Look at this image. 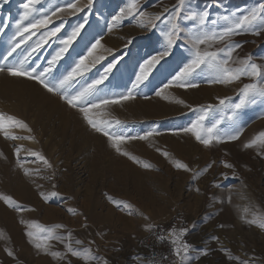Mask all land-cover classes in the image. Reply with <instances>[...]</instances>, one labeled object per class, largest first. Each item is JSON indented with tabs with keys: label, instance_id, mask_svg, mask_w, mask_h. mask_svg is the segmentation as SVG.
Wrapping results in <instances>:
<instances>
[{
	"label": "rangeland",
	"instance_id": "rangeland-1",
	"mask_svg": "<svg viewBox=\"0 0 264 264\" xmlns=\"http://www.w3.org/2000/svg\"><path fill=\"white\" fill-rule=\"evenodd\" d=\"M26 2L27 0H0V29H3L0 31V66L17 65L28 56L23 67L29 70L35 68L38 74L49 66L48 61L63 47L61 41L67 39L74 27L85 23L86 18L84 28L47 76V82L55 86L81 58H85L84 63L89 66V70L83 76L77 77L71 85L61 89V94L75 95L105 75L106 78L87 98L85 107H90L89 102L99 104L102 99H119L126 95L133 87L140 65L164 48L166 15L157 22L155 28L151 25L141 27L138 17L126 16L109 31L108 25L112 17L121 8H127L132 0H94L91 9L85 8L84 11L73 15L58 12L55 16H52V13L56 8L66 7L69 2L77 0H39L32 5L33 12L29 20L23 23L41 19L45 15L51 18L52 23L36 31L30 40L21 44L12 56L5 60L13 44L19 41V37H16L15 41L13 37L17 31L16 22L20 19L24 11L23 4ZM78 2L79 6L83 7L87 0ZM136 2L141 11L149 14L160 13L165 7L171 9L178 4V0ZM261 5H264V0H186L182 16L191 12L206 11L209 29L219 30L225 26L221 17L246 14ZM213 20L217 21L216 25L211 24ZM61 24L63 27L60 32L48 37L47 43L39 50L31 51L41 35L53 31ZM180 24L185 35L194 31L193 22L181 19ZM97 39L101 41V46L90 56L89 49ZM232 40L242 45L234 53V59L251 56L253 62L264 66V32L260 35H253L251 32L235 35ZM220 46L214 45L213 50ZM98 56H103L104 59L93 64L92 61ZM191 58V46L182 36L170 55L151 70L148 79L133 89V99L120 100L123 104L119 102L90 108V118L111 134L140 137L148 132L153 133L144 140L129 139L141 150L140 153L129 149V140L121 144L122 151L135 156L140 163L114 151L108 136L103 132H96L78 108L70 107L59 94L52 93L55 97L59 96L56 99L61 107L64 106L62 108L66 111L69 123L73 120V114L77 115L84 131L98 136L99 140L113 149L112 155L98 160V164L103 168H100L94 179L91 178V163L94 162L95 155L90 145L82 146L71 128L66 129L67 132L62 135V127L56 117H49L42 121H45L44 123L38 124L33 108L25 110L27 106L23 101H15L11 96L0 94V114L15 117L31 129L29 132L6 121L4 130L8 131L10 136L22 138H5L3 131H0V137L13 152L16 153L15 150L20 148L19 154L12 156L16 167L9 163L5 156L0 158V164H5L4 170L0 165V195L10 196L15 202L8 204L0 199V264H85L83 259L67 252L65 245L69 243L77 250H91L96 259L88 264H103L104 261L107 264H148L143 239L149 225H156L169 241L170 229L175 228L177 232L187 229L186 235L180 237L181 241H186L191 246L184 264H244L245 261L248 264H264V252L257 254L245 249L244 231L235 224V191L241 187L252 197V201L246 204V211L249 213L247 221H257L251 225L258 237L259 246L263 244L264 228H260L258 224L264 222V146L257 144L252 148H245L244 145L264 131V99L257 98L255 104L238 110L234 118L229 120L228 117L232 115L231 104L238 102L239 89L250 81L242 78L241 81L227 85L210 83L213 73L206 67L198 69L189 78L196 87L184 88L173 84L165 88L164 85L168 84ZM114 62L112 71L105 74L104 69ZM5 75L9 76L6 71L0 73V77ZM21 77L27 78L17 76L18 79H22ZM29 81L36 83L35 80ZM36 85L44 88L38 82ZM158 90H162L160 96L156 95ZM223 98L229 99L221 106L219 100ZM177 100H183L184 103H177ZM209 105L213 107L203 121V126L211 127L216 121H220L217 127L221 142L214 140L210 146L205 147L192 133H186L182 129L196 121L202 114L201 109ZM124 109H128L131 115L123 116L121 113ZM116 120L120 123L116 124ZM237 131H240L238 139H227L228 135ZM29 136L33 139L23 138ZM173 142L178 144V151H174ZM79 145L81 147H78ZM32 151L43 155L51 167L45 165L38 157L29 155ZM164 152L168 153L167 157L162 155ZM176 160L187 164L191 171L176 169L173 166ZM111 163L115 165V170L119 168L118 170L122 174L125 172L127 176H121L118 170V174H115V170L107 171V166ZM120 163L123 167H131L133 171L131 168L124 169ZM224 163L233 167L226 168ZM143 164H150L151 167L145 168ZM209 164L212 165L211 168L203 172ZM197 173L199 175H196ZM114 175L120 181L124 179V182H116ZM17 177L31 181L28 182L29 191L32 193L30 194L37 198L34 207L12 195V183ZM145 191L159 196L160 201L151 204L145 196H139L140 192ZM52 192L58 195L51 196ZM41 193L47 199L42 198ZM124 203L131 207H123ZM4 212L8 217L4 218ZM109 214L111 216L105 218ZM44 215L51 217L46 218ZM8 218L11 220L7 221ZM56 225L63 227L57 229ZM42 228L53 230L57 238L44 241L47 247L37 249L34 244L41 242V237L52 234L41 232ZM28 231H31L35 238L32 242L26 235ZM76 241L80 243L77 244ZM6 249L13 255L9 256ZM52 251H59L63 259L54 258L50 254ZM170 252L172 253V249ZM36 257L38 261L35 260ZM39 257L43 261L39 260ZM176 257L172 253L163 264H170L169 261ZM175 264H180V257H177Z\"/></svg>",
	"mask_w": 264,
	"mask_h": 264
},
{
	"label": "snow or ice",
	"instance_id": "snow-or-ice-1",
	"mask_svg": "<svg viewBox=\"0 0 264 264\" xmlns=\"http://www.w3.org/2000/svg\"><path fill=\"white\" fill-rule=\"evenodd\" d=\"M7 2V0H5ZM39 0H27L26 3L23 4L24 11L20 15V19L16 22L17 31L13 37V41L16 40V37H19V41L14 43L11 50L5 56V60L8 57L12 56V54L16 51L17 48L20 47L21 44L26 43L31 39L32 35H35L36 31H39L42 28H45L48 24L52 23V20L49 16L45 15L41 19H35L27 24H24V21H28L29 17L32 15L33 8L32 5L38 3ZM94 0H87V3L81 7L79 6V2H69L66 7L56 8V10L52 13V16H55L56 13L62 12L67 13L69 15H73L79 12L84 11L85 8L91 9L93 6ZM186 4V0H178V4L173 8H164L162 12L156 14H149L144 11H141L139 8V4L136 0H132L131 3L127 5V8H121L120 11L112 17V21L109 23L108 28L109 31L112 28L116 27L126 16L138 17L141 21L140 26L145 27L147 25H151L153 28L156 27L158 21H161L162 17L166 15V25L167 31L164 33V48L157 55L151 56L149 59L145 60L140 65V71L136 75V79L133 82V87L128 90L126 95H122L119 99H102L97 103H90V107H85L84 104L87 102V98L92 95L93 91L96 89V86L100 84L106 77L102 75L99 80L93 81L91 84H88L87 87L82 88L75 95H64L61 94V89H64L65 86L71 85V83L77 78L83 76V74L89 70V66L84 63L85 58H81L80 61L77 62L76 66L71 69L59 82L52 86L47 82V76L51 73L52 68L55 66L56 62L61 58L63 53L68 50L69 45L72 44L73 40L77 37V35L81 32V29L84 28L87 20L85 18V23L79 24L74 27L72 32L68 35L66 40H62L61 47L48 61L49 66L44 68L43 71H40L37 74V69L31 68L25 69L23 67L25 61L28 59V56L21 60V62L17 65H4L0 66V73L7 72L9 76H25L28 79L35 80L42 86H44L47 91L56 93L60 95V98L64 100L70 107L78 108L79 111L83 114V118L87 121V123L96 131L103 132L106 136H108L109 141L111 142V147L116 150L117 153L121 155L127 156L128 159L133 162L140 163V161L130 153L126 151H122L121 144L129 139H147L149 136L153 135L152 132L146 133L144 136L133 137V136H122V135H114L102 128L95 120L91 119L89 116L90 108H97L101 105L107 106L109 104L119 103L120 100H130L133 99V89L138 87L144 81H146L149 77V74L156 65H158L162 59L170 55L172 48L176 45L177 41L184 36L186 41L190 44L192 49V58L188 63L184 64L182 68L176 73L171 81L168 84H165L164 87L167 88L173 84H176L179 87H196L197 85L191 83L190 77L197 72L198 69H202L206 67L211 70L213 73V79L210 83H219V84H232L237 81H241L242 78H247L250 82L244 83L243 86L239 89V97L238 102L231 104L232 115L228 117L229 120H232L238 110L245 108L249 104H255L257 98L264 99V66H261L252 61L251 56L245 58H236L234 59V53L237 49L241 48L242 45L238 42H233L232 37L235 35H240L244 33H249L253 35H260L261 32H264V5H261L258 8H253L248 11L246 14H242L237 16L236 14H232L231 16H223L221 19L225 22V26L219 30L209 29L208 24V13L205 12H191L188 15H183L182 12L184 6ZM181 19L193 22L194 31L184 34L183 29L181 27L180 21ZM212 25H216L217 21H211ZM60 27L55 28L51 32H45L40 38L35 42L31 51L35 52L39 50L44 43H47V38L50 36H55L58 32L61 31ZM35 30V31H32ZM3 31V29H0ZM131 43V41H129ZM214 45H221L213 50ZM101 46V41L97 39L92 47L89 49V55L91 56L95 49ZM31 55V53H29ZM104 59L103 56L95 57L92 61L93 64L99 63L100 60ZM114 63L108 64V66L104 69L105 74L112 71ZM162 90H158L156 92L157 96L161 95ZM226 99L223 98L219 100V105H225ZM177 103L183 104V100H177ZM212 105H209L206 108H202V114L196 121H193L189 127L182 129V131L186 133H192L195 138L203 144L205 147L211 145V143L215 140L216 142H221V136L218 131V125L220 121H216L211 127L205 128L203 126V121L206 119L208 112L212 109ZM10 122L16 126H19L23 129L28 130L27 124L23 121L16 119L12 116H5L0 114V131H3L5 138L10 139H20L22 137L10 136L9 132L5 129V122ZM109 123V122H104ZM116 124H119L120 121L116 120ZM242 131V129L240 130ZM240 131L235 132L234 134L228 135V140H236L240 135ZM203 133V134H202ZM25 139H33V137H23ZM257 144L264 146V131L258 133L257 138L253 139L251 142L246 143L244 145L245 148H252ZM20 152V148L16 149L17 155ZM29 155L34 157H38L45 165L51 167V164L47 161V159L41 155L39 152H29ZM165 157L168 156L167 152L162 153ZM22 166V165H21ZM173 166L176 169H182L184 171H191L189 166L185 163L176 160L173 162ZM211 164L207 165L202 171L207 172L209 168H211ZM226 168H232L233 165L229 163H224ZM143 167L150 168V164H143ZM196 175H199L197 173ZM227 178V177H225ZM199 191V189H197ZM58 193L52 192L51 196H57ZM42 198L44 194L41 193ZM0 199L4 200L5 203L13 204L15 203L10 196H0ZM117 206L120 207V203L117 202ZM125 208L131 207L127 203L122 205ZM69 211H73L69 209ZM243 219V217H241ZM147 219V217H145ZM250 224H254L257 221L255 219L247 221ZM260 228H264V222H260L258 224ZM63 225H56L55 228H62ZM149 229L152 227L151 225L147 226ZM41 232L52 233L50 235H46L40 238L41 242H37L34 246L37 249L47 247V244L44 243L46 240L57 238L51 229H41ZM187 229H180L179 232L175 228L170 229L168 231V238L170 239L171 244L173 245L172 252L175 256L180 257V264H184V261L188 258V254L190 252L191 246L186 241H181L180 237L186 235ZM26 235L30 238V242L35 239L33 237V233L31 231L26 232ZM60 239H64V237H59ZM71 238V233L68 234V239ZM158 239H165V237L160 236ZM77 244L80 241H76ZM67 252L71 253L72 256L81 258L84 260L85 264H88L89 261L96 259V257L91 253L90 249L77 250L71 246V244L65 245ZM8 255L12 256L13 253L10 250H7ZM226 251V250H225ZM54 258L63 259L62 254L59 251H52L50 253ZM207 254V253H204ZM231 258V257H230ZM103 264H107L106 261ZM244 264H248L247 261Z\"/></svg>",
	"mask_w": 264,
	"mask_h": 264
},
{
	"label": "bare ground",
	"instance_id": "bare-ground-1",
	"mask_svg": "<svg viewBox=\"0 0 264 264\" xmlns=\"http://www.w3.org/2000/svg\"><path fill=\"white\" fill-rule=\"evenodd\" d=\"M2 61V60H1ZM22 78V77H21ZM37 82L35 83H31L29 81L28 78H22V79H18L17 77H9V76H1L0 77V94H3L4 96H11L13 99H15V101H23L26 106H27V109L25 110H29L31 108L34 109V111L36 112L34 114V117L36 118V121L39 123H41L43 120L45 119H48L49 117H56L59 121V124L61 125L62 127V130L61 132L63 131L62 135H64V132H67L66 129L68 128H71L72 131L74 132L75 136L77 138L80 139V143L82 146L83 144L85 145H90L93 149V154L95 155V160L93 162V160L91 162L92 164V167H91V172H92V175L91 178L93 177H97V174L100 170V168H103L100 166V164H98V160L102 157H107V156H110L112 155L113 153V149L108 145V144H105L103 141L99 140L98 139V136L94 135V134H91V133H87L86 131H84L82 129V124H80V122H78V119H77V115L73 114V120L72 122L69 123V121L67 120L66 118V111H64V106H60L59 105V101L56 99V97L52 94V92H48L47 89L42 88L41 86H38L36 85ZM50 94V95H49ZM53 95V96H52ZM59 97V96H58ZM57 97V98H58ZM60 99V98H59ZM62 103V102H61ZM60 103V104H61ZM120 104H123L120 102ZM120 106V105H119ZM125 106V105H124ZM23 107V106H22ZM66 109V107H65ZM10 110V109H9ZM13 111V109H11ZM15 110V109H14ZM18 110V109H16ZM24 110V109H23ZM73 111V110H72ZM75 111V110H74ZM16 112V111H15ZM26 114H27V111H25ZM24 112V113H25ZM18 113H20V111H18ZM17 113V114H18ZM22 113V112H21ZM23 113V114H24ZM29 114V112H28ZM123 116L127 117L129 115H131V112L128 111V109H124L121 113ZM20 115V114H19ZM30 115V114H29ZM26 117V115H23V117ZM32 117V119L34 118ZM35 121V120H34ZM32 122V120H31ZM45 122V121H44ZM42 122V123H44ZM35 125V123H34ZM37 125V124H36ZM42 125H45V124H42ZM42 127V126H41ZM44 127V126H43ZM42 127V128H43ZM45 129V128H43ZM67 133H65L66 135ZM61 135V134H60ZM61 139L63 138L60 137ZM144 140V139H143ZM79 143V142H77ZM144 143V142H143ZM127 144L129 146V149H135L136 150V153H140L141 150L139 148H137L136 145H134L132 143L131 140L127 141ZM78 147H81L80 145ZM172 147L174 149V151H178V144L175 142H173L172 144ZM0 148L2 151H0V158L2 156H5V158H7L9 160V163H13V158L12 156L14 154H16L15 152H13L6 144V142L0 137ZM44 148V147H43ZM149 150V149H148ZM16 151V150H15ZM114 151H116L114 149ZM4 152V153H2ZM92 153V152H91ZM133 154V153H132ZM48 155V153H47ZM119 155V154H118ZM15 156V155H14ZM18 158V157H17ZM91 158V157H90ZM113 158V157H111ZM107 159V158H106ZM109 160V159H108ZM114 160V159H112ZM121 161V160H120ZM111 162V161H110ZM116 162V160H115ZM114 163V162H112ZM110 166H107V171L109 170H112L114 172L115 170V165L112 164ZM117 163V162H116ZM119 163V161H118ZM117 163V164H118ZM124 163V162H123ZM89 164V167L90 165ZM121 164V163H120ZM1 165V168L2 170H4V165L0 164ZM12 165V164H11ZM13 165L15 166V164L13 163ZM102 165V164H101ZM106 165V163L104 164ZM124 165V164H123ZM128 165V164H127ZM117 166V165H116ZM122 166V164H121ZM16 167V166H15ZM123 167V166H122ZM124 169L127 168L125 165L123 167ZM131 168V167H128L127 170ZM106 169V168H105ZM119 169V168H118ZM116 169L115 171L117 172ZM122 169V168H121ZM124 169H122L124 171ZM134 169V168H133ZM90 170V169H89ZM126 172H129L130 170H132V168ZM16 171V170H15ZM24 171V170H23ZM133 171V170H132ZM130 171V172H132ZM90 172V173H91ZM112 172V173H113ZM118 172L120 173L121 171L118 170ZM115 173V174H118ZM135 172V171H134ZM137 172V171H136ZM125 172H121V176H124L126 175V173L124 174ZM132 174V173H131ZM130 174V175H131ZM134 175H138L136 173H133ZM21 176V175H20ZM24 176V175H22ZM116 175H114L115 177ZM120 176V177H121ZM127 176V175H126ZM134 177V176H133ZM117 178V179H116ZM116 179L118 183L120 182H124L122 179V181L119 180V178L116 176ZM136 178V177H135ZM134 178V179H135ZM27 180V179H26ZM29 180V179H28ZM119 180V181H118ZM28 182H31L30 180L29 181H24V179L21 177L20 178H15L14 182L12 183L13 187L11 188V190L13 189V192H12V195H16V197L18 196L19 198L18 199H22L24 201V203H26L27 205L29 206H35L36 203H37V198L35 195H31L32 193L29 191V188H30V185ZM137 184V183H136ZM139 186V185H138ZM137 186V187H138ZM135 188V187H134ZM137 189V188H136ZM139 189H140V186H139ZM142 190V189H141ZM140 190V191H141ZM136 191V190H135ZM31 193V194H30ZM139 193V192H138ZM35 194V193H34ZM141 195L139 196H145L148 200L149 203L151 204H155V203H158V201H160V197L157 196V195H154L152 194L150 191H145V192H140ZM138 195V194H137ZM235 195H236V201H237V209H236V219H235V224L238 225V227L244 231V236L246 237V241L244 242V244L246 245L245 246V249L249 250L250 252L252 253H260V251L264 252V242L263 244H261V246H259V242H258V237L256 236V233L254 231V228L252 227L251 224H248L247 222V217H248V211H246V204L249 202V201H252V197L251 195L246 191L244 190L243 188L241 187H238L235 191ZM2 196V195H0ZM4 204V203H3ZM3 206V205H2ZM1 206V207H2ZM47 207V206H46ZM47 208H45V211ZM4 210V209H3ZM2 211V210H1ZM111 211V210H110ZM109 211V212H110ZM10 212V211H8ZM50 212V211H48ZM113 212V211H112ZM111 212V214H112ZM30 214V213H29ZM32 214H35V213H32ZM10 216V214H9ZM12 216V215H11ZM28 216V215H27ZM46 216V218L48 217H51L50 215L47 217V215H44ZM99 216V215H98ZM111 216L110 214L108 216H105L106 217H109ZM3 217V216H2ZM5 217H8L7 213L4 212V218ZM243 217V219L241 218ZM3 218V219H4ZM13 218V217H12ZM7 219V218H6ZM104 219V218H103ZM11 220V219H10ZM9 218L7 221H10ZM6 221V222H7ZM8 223V222H7ZM11 223V222H10ZM9 223V224H10ZM13 224L14 221L12 222ZM11 225V224H10ZM16 225V224H15ZM14 225V226H15ZM12 227V225H11ZM15 228V227H14ZM149 229V228H148ZM148 231V230H147ZM37 258V257H36ZM36 261H38V258L35 259ZM39 260L43 261L41 257H39ZM47 260V258H46ZM47 262V261H46ZM42 264V262H41Z\"/></svg>",
	"mask_w": 264,
	"mask_h": 264
},
{
	"label": "built area",
	"instance_id": "built-area-1",
	"mask_svg": "<svg viewBox=\"0 0 264 264\" xmlns=\"http://www.w3.org/2000/svg\"><path fill=\"white\" fill-rule=\"evenodd\" d=\"M163 236L161 240L158 237ZM144 249L146 252V260L148 264H163L169 256L172 245L167 237L155 226L148 229L143 239Z\"/></svg>",
	"mask_w": 264,
	"mask_h": 264
},
{
	"label": "trees",
	"instance_id": "trees-1",
	"mask_svg": "<svg viewBox=\"0 0 264 264\" xmlns=\"http://www.w3.org/2000/svg\"><path fill=\"white\" fill-rule=\"evenodd\" d=\"M170 264H175L177 262V257L176 258H173L172 260L169 261Z\"/></svg>",
	"mask_w": 264,
	"mask_h": 264
}]
</instances>
